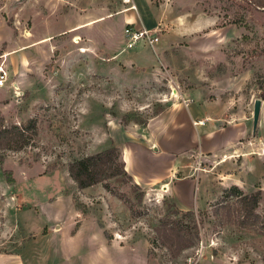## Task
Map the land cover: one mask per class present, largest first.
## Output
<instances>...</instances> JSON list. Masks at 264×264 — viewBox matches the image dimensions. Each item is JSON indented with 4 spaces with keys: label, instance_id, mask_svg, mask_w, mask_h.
<instances>
[{
    "label": "rangeland",
    "instance_id": "374dc122",
    "mask_svg": "<svg viewBox=\"0 0 264 264\" xmlns=\"http://www.w3.org/2000/svg\"><path fill=\"white\" fill-rule=\"evenodd\" d=\"M72 1L0 0V67L8 72L0 110L8 127L36 122L20 149L0 150V240L24 235L35 219L9 210L34 207L45 234L67 221L74 222V233L82 214L89 215L108 236L116 230L148 241L152 264H209V256L264 264V6L249 0H86L87 23L111 17L87 25L96 34L83 37L86 51L80 53L75 38L51 34L62 25L54 15L78 14V0ZM141 30L160 39L133 38ZM136 51L155 58L154 68L129 65ZM256 99L262 108L254 130ZM197 102L228 106L250 121L237 153H201L198 144L178 154V166L186 164L179 176L190 175L191 166L204 174L210 193L204 207L181 210L133 178L108 179L112 193L105 183L79 188L70 176V163L112 147L113 135L123 145L144 138L154 116ZM233 185L245 194L261 192L253 221L241 219L228 190Z\"/></svg>",
    "mask_w": 264,
    "mask_h": 264
},
{
    "label": "crops",
    "instance_id": "0c3cea01",
    "mask_svg": "<svg viewBox=\"0 0 264 264\" xmlns=\"http://www.w3.org/2000/svg\"><path fill=\"white\" fill-rule=\"evenodd\" d=\"M85 3L86 0H78L80 5L78 14L64 11L63 14L53 17L54 20L59 19L62 25L52 30L51 34L67 35L70 41L75 38L76 42L73 40V45L78 46L79 50H83L84 47L81 45L86 44L83 43V37L89 32L96 34L95 29L88 30L87 25L107 21L108 17H111L105 13L107 15L87 23L85 11L81 10L84 9L81 5L85 6ZM131 8L122 11L126 12ZM51 18L49 14V23ZM95 47L100 49L97 44ZM124 49L114 51L112 59L119 61ZM133 55L136 60L129 59V65L133 68L140 66L142 69L154 68L155 58L140 55L138 51ZM137 62L143 64L138 65ZM240 118L236 109L218 105L216 102H197L193 106L189 104L188 107H171L154 116L143 128L146 131L142 134L144 138L138 135L131 143L123 145L115 134L112 136V143L121 147L125 168L136 184L145 191L154 190L161 195L164 193L181 210H194L204 207L210 198L207 181L197 166H191L193 170L190 175L179 176V170L186 164L178 166L180 157L178 154L198 144L199 151L206 154L215 155L223 149H227L229 154L240 151L241 147L238 148L235 144L246 136L250 127L247 115L245 119ZM35 209L21 207L9 210L11 213L29 212L35 219L26 225L24 235L9 239L8 243L0 240V264H152L150 244L145 239L121 235L116 230L113 234L117 233V236H108L103 225L92 222L89 215L83 214L74 233L72 232L74 222L67 221L62 223L59 230L54 224L48 226L51 230L45 234L44 227H40L35 221L39 216ZM75 211L79 212L76 209ZM48 214L44 219L45 225L50 224ZM212 257L209 256V264H251L236 259L226 262L223 258Z\"/></svg>",
    "mask_w": 264,
    "mask_h": 264
},
{
    "label": "trees",
    "instance_id": "16d2710c",
    "mask_svg": "<svg viewBox=\"0 0 264 264\" xmlns=\"http://www.w3.org/2000/svg\"><path fill=\"white\" fill-rule=\"evenodd\" d=\"M249 1L256 7L264 6V0ZM29 128H36L34 119H31L28 124H13L8 127L0 110V150L6 148L20 149L26 142L25 133ZM69 173L79 188H85L96 183H105V188L112 193H114L113 190L106 184L108 179L118 176L132 179V176L125 168V162L122 160L120 150L116 145L73 161L69 165ZM136 186L138 187L139 185L136 184ZM228 190L238 199L242 213L241 219L253 221L259 216L256 209L259 205L261 192L245 194L237 185H233ZM117 195L119 197L122 196L119 193Z\"/></svg>",
    "mask_w": 264,
    "mask_h": 264
},
{
    "label": "built area",
    "instance_id": "2783aa9c",
    "mask_svg": "<svg viewBox=\"0 0 264 264\" xmlns=\"http://www.w3.org/2000/svg\"><path fill=\"white\" fill-rule=\"evenodd\" d=\"M133 38H136V40L146 39L149 42L158 41L160 39V37L157 34H150V32L148 30H141V31L135 32L133 34ZM131 44H133V43H131ZM129 46H131V45H129ZM7 80H8V72L2 66V67H0V87L5 86L7 83ZM16 86H17V84H16ZM16 88H18V87H16Z\"/></svg>",
    "mask_w": 264,
    "mask_h": 264
},
{
    "label": "water",
    "instance_id": "95a60500",
    "mask_svg": "<svg viewBox=\"0 0 264 264\" xmlns=\"http://www.w3.org/2000/svg\"><path fill=\"white\" fill-rule=\"evenodd\" d=\"M261 108H262V99H256L254 103V111H253L254 130L257 128L259 124Z\"/></svg>",
    "mask_w": 264,
    "mask_h": 264
},
{
    "label": "bare ground",
    "instance_id": "6f19581e",
    "mask_svg": "<svg viewBox=\"0 0 264 264\" xmlns=\"http://www.w3.org/2000/svg\"><path fill=\"white\" fill-rule=\"evenodd\" d=\"M131 46L133 45V44H130ZM86 50L85 49H83V50H81V52H85Z\"/></svg>",
    "mask_w": 264,
    "mask_h": 264
}]
</instances>
